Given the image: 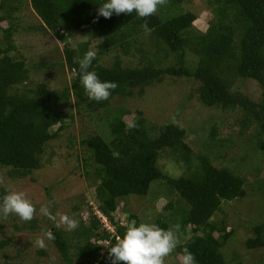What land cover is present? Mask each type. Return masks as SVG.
<instances>
[{"label":"trees","instance_id":"1","mask_svg":"<svg viewBox=\"0 0 264 264\" xmlns=\"http://www.w3.org/2000/svg\"><path fill=\"white\" fill-rule=\"evenodd\" d=\"M183 1L168 0L171 6L165 10L167 14L156 13L147 21L133 12L131 15L113 14L110 19L99 17L94 23L97 7L104 0H29L40 27L59 38L67 69L74 71V75L69 84L59 90L36 84L19 92L14 87L27 78L28 70L22 58L10 55L15 49L11 43L14 7L8 6L4 10L3 0L0 1V165L9 168L8 176L24 177L41 167L39 155L44 144L58 137L60 129L66 126L63 119L67 114L61 106L71 97L78 114L103 110L105 116L104 135L88 134L79 143L88 153L90 163L95 165L94 198L98 209L113 225L114 232L109 234L93 217L88 225L79 220L75 231L77 239L81 238L77 240L81 264H110L109 247L102 248L99 241L116 242L115 237L122 238L128 227L111 216L117 199L128 194L147 195L152 180L162 183L168 191L176 192L184 204L167 201L163 208H172L173 219L158 221V226L165 229L169 222L179 223L182 234H185V226L190 225V235L181 241L175 252L180 256L186 246L198 264H227L219 247L229 236L230 229H225L222 218H214L217 212L223 211V201L244 195V180L226 166L212 165L206 154L194 155L184 142V128L178 123L169 121L155 128L141 110H135L130 121L137 127L129 129V122L123 119L128 110L109 106L112 97L129 96L134 87L141 93L144 86L163 74L192 76L198 81L199 101L205 106L239 110L240 133L253 123L248 143L251 152L255 154L256 147L264 151V0H215L199 31L192 28L196 18L192 11L170 12L171 7L174 9ZM2 22L6 25H1ZM145 22L153 29L150 35L140 27ZM67 30H77L96 39L97 54L112 48L122 55L133 54L131 48L143 52L135 43L139 35H146V45L154 48L152 56L172 53L181 63L176 67H160L157 64L160 60L150 61L149 54L144 63L134 67L122 66L117 59L106 67L94 59L90 70H94L101 81L118 85L107 100L96 102L88 98L80 83L79 61L90 40L84 39L76 48H71L64 35ZM185 50L197 57L192 69L183 64ZM236 77L255 80L261 88L260 99L255 101L230 90L231 81ZM54 125L57 126L52 129ZM155 129V133L150 132ZM215 129L213 123L206 131L204 146L223 144L221 138L214 137ZM163 150H169L177 164L188 173L173 177L163 171L157 164ZM193 157L196 162L192 165ZM83 163L86 165L84 158ZM5 192L0 186V198ZM51 231L55 236L51 242L65 264H70L63 231L56 227ZM9 241L10 237L0 238V249ZM244 244L247 248L264 246L263 222L252 225V235Z\"/></svg>","mask_w":264,"mask_h":264},{"label":"rangeland","instance_id":"2","mask_svg":"<svg viewBox=\"0 0 264 264\" xmlns=\"http://www.w3.org/2000/svg\"><path fill=\"white\" fill-rule=\"evenodd\" d=\"M213 1L215 2L184 0L176 8L171 7L170 12L192 11L196 17L192 28L199 31L211 12ZM1 5L4 10L8 6L14 7L11 12V27L14 29L11 43L15 49L10 55L22 58L28 70L27 78L17 84L14 90L23 91L36 84H43L50 90H59L68 85L74 71L67 69L61 42L56 35L40 27V20L31 9L29 0H3ZM169 5L171 6L168 2L166 6L160 7L157 14L161 16L167 14L165 10ZM1 25L5 26L6 23L2 22ZM66 33L64 35L71 48H76L79 42L89 39L87 51H97L96 39L77 30H67ZM138 39L140 41L138 40L135 45L141 47L143 52L131 48L130 52L133 54L122 55L119 50L112 48L97 54L95 62L109 67L117 59L122 66L134 67L144 63L146 55L149 54L150 61L160 60L157 63L160 67H176L181 63L172 53L152 56L154 48L146 45L147 36L141 34ZM182 59L183 64L192 69L197 57L189 50H185ZM197 88L198 81L192 76L163 74L144 86L141 93L134 87L129 96L112 97L109 106L127 109L128 113L123 116L127 122H130L135 110H141L143 116L155 128L169 121L178 123L184 128L183 140L194 155L204 153L212 165L226 166L244 180V195L238 199L223 201L221 205L223 211L215 214L214 219L222 218L225 229H230V234L221 243L219 251L227 264H264V246L247 248L244 244L245 239L252 235V225L257 222L264 223V151L256 147L254 154L248 145L253 123L240 133V111L203 105L198 99ZM229 89L255 101L260 99L261 88L251 78L236 77L231 81ZM61 109L67 114L63 119L66 126L60 129L58 137L44 144L39 155L41 162L39 169L31 170L24 177L10 178L7 173L9 168L0 165V186L6 190L5 194L9 190L24 192L26 198L37 209L35 218L30 222H24L15 215H10L7 219L1 218L3 228L0 229V238L10 237V241L0 249V264H65L51 240L45 239L44 248H39L35 244L38 237H43L47 231L54 228L53 222L39 212L40 207L49 201H54L51 211L57 218L60 214H67L86 225L89 224L90 217L97 219L93 214V209L99 210L92 185L95 182V165L90 163L88 153L84 151L79 141L88 134L104 135L105 116L103 110L91 114L80 110L78 114L73 106L72 97L68 103L61 106ZM213 123L216 126L214 137L221 138L223 144L206 147L204 146L206 131ZM56 126L54 125L52 129ZM150 132L155 133L156 129ZM191 161L192 165L196 162L194 157ZM157 164L173 177L188 173L177 164L169 150L160 153ZM167 201L184 205L176 192L168 191L162 183L152 180L147 195L128 194L117 199L111 216L113 220L125 226H129L133 221L137 225L140 222L158 225V221L168 222L173 219L172 208H163ZM99 212L101 213L100 210ZM130 214L135 216L131 218ZM98 222L102 229L109 234L113 233L99 220ZM109 222L107 218L108 225ZM168 224V227L172 225L170 222ZM56 228H60L65 236L70 264H81V258L77 254L81 238L77 239L75 230H66L65 226ZM112 229L114 230V227ZM184 229L185 234L179 232L181 241L190 235V225H186ZM119 239L121 238L115 237L116 242ZM116 242L99 241L102 248L110 247ZM165 264H180L179 255L174 252L165 259Z\"/></svg>","mask_w":264,"mask_h":264},{"label":"clouds","instance_id":"3","mask_svg":"<svg viewBox=\"0 0 264 264\" xmlns=\"http://www.w3.org/2000/svg\"><path fill=\"white\" fill-rule=\"evenodd\" d=\"M167 4L168 0H104L97 7V17L93 22H97L99 17L110 19L113 14L131 15L133 12L147 21L148 17L155 15L160 7ZM140 27L146 35H150L153 31L147 22ZM96 55L95 50H88L80 59V83L90 100L101 102L107 100L118 85L111 81H101L97 73L90 70ZM136 127L134 121L129 122V129ZM53 204L54 201H49L40 207L39 212L52 221L54 227L65 226L69 231L79 227V222L67 214H60L57 218V215L51 211ZM36 212V207L26 198L24 192L9 190L0 198V218L7 219L10 215H15L24 222H30L35 218ZM109 224L113 227L110 222ZM180 228L179 223L165 229L156 223L140 222L137 225L133 221L126 228L123 237L108 248L110 264H165V259L181 245ZM112 231L114 232L113 229ZM45 239H55L51 230L36 239V246L44 248ZM179 260L180 264H198L195 255L186 246L182 248Z\"/></svg>","mask_w":264,"mask_h":264},{"label":"built area","instance_id":"4","mask_svg":"<svg viewBox=\"0 0 264 264\" xmlns=\"http://www.w3.org/2000/svg\"><path fill=\"white\" fill-rule=\"evenodd\" d=\"M93 214L96 215V218L109 230L112 231V226L110 227V225L107 224V217L101 212H99V210L97 209H93Z\"/></svg>","mask_w":264,"mask_h":264}]
</instances>
